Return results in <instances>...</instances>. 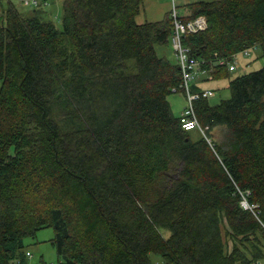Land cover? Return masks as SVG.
<instances>
[{"label": "trees", "instance_id": "16d2710c", "mask_svg": "<svg viewBox=\"0 0 264 264\" xmlns=\"http://www.w3.org/2000/svg\"><path fill=\"white\" fill-rule=\"evenodd\" d=\"M141 6L65 0L61 28L43 7L0 9V264H28L25 238L46 227L58 264H264V66L230 68L246 50L264 58V0L180 15L206 17L183 43L211 79L230 77L229 98L195 101L197 140L168 99L184 94L178 61L156 49L172 13L138 23Z\"/></svg>", "mask_w": 264, "mask_h": 264}, {"label": "rangeland", "instance_id": "374dc122", "mask_svg": "<svg viewBox=\"0 0 264 264\" xmlns=\"http://www.w3.org/2000/svg\"><path fill=\"white\" fill-rule=\"evenodd\" d=\"M11 1L24 16L31 15V11L33 10L32 7L24 5L22 0ZM63 3L64 0H58V3H54L53 6H50L51 1L47 0V3L41 4L39 7H43L41 8L43 19L52 20L58 28H61ZM7 5L8 0H0V9L6 8ZM170 45L157 44V53L161 56H167L173 61H176V53L172 45ZM249 52V56H246L245 53H239L237 56H235V60L233 62V66L235 68L231 72L232 77L260 69L264 66V58L262 57L260 48L250 49ZM197 80L203 89L214 90V95L209 98L211 104H218L221 100L231 96V91L229 88L230 77L211 79L207 72L199 71L194 82ZM168 99L174 114L176 116H180L183 108L186 105L185 95L180 92H172L169 94ZM211 133H213V139L222 138L224 135V127L218 126L214 128ZM201 135L202 133L198 129L190 131V137L192 140H197ZM54 234L55 232L52 227H46L40 229L35 237L25 238L26 251H29L32 254L28 257V264H58L59 256L56 247L52 243ZM164 234L169 235V231L165 230ZM152 259L155 264H162L161 256L153 254Z\"/></svg>", "mask_w": 264, "mask_h": 264}, {"label": "built area", "instance_id": "2783aa9c", "mask_svg": "<svg viewBox=\"0 0 264 264\" xmlns=\"http://www.w3.org/2000/svg\"><path fill=\"white\" fill-rule=\"evenodd\" d=\"M22 2L24 5L30 7H39L41 4L47 3V0H22ZM171 13L173 16L174 28L170 36V44L176 53L178 64L182 71L183 83L181 86L184 88V95L186 97V105L180 115V124L183 129L188 131L198 129L205 137H207V134L196 115L195 101L201 97L211 98L215 92L214 90L208 89L192 90L196 75L201 71V62L191 56L190 48L183 43V36L191 32L206 29L208 21L204 15H200L192 20L184 22L180 18V13L174 3ZM248 53V50H246L245 54ZM230 68L233 69V65H231ZM242 204L252 208L246 198H243ZM27 255H30L29 251L27 252Z\"/></svg>", "mask_w": 264, "mask_h": 264}, {"label": "crops", "instance_id": "0c3cea01", "mask_svg": "<svg viewBox=\"0 0 264 264\" xmlns=\"http://www.w3.org/2000/svg\"><path fill=\"white\" fill-rule=\"evenodd\" d=\"M50 1H51L50 6H53L54 3H58V0H50ZM195 1H200V0H142V6L139 13L136 16V21L138 23H145V22L162 20L168 13L171 12L173 3L177 6L180 15H182L183 13L186 12L185 5ZM166 45H170V43ZM0 85H1V78H0ZM30 255L32 254L30 253Z\"/></svg>", "mask_w": 264, "mask_h": 264}, {"label": "water", "instance_id": "95a60500", "mask_svg": "<svg viewBox=\"0 0 264 264\" xmlns=\"http://www.w3.org/2000/svg\"><path fill=\"white\" fill-rule=\"evenodd\" d=\"M179 69H180V67H179Z\"/></svg>", "mask_w": 264, "mask_h": 264}]
</instances>
